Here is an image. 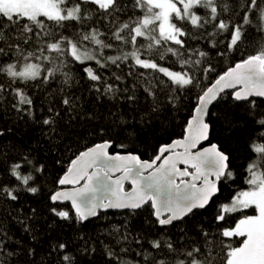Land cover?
<instances>
[{"label": "trees", "instance_id": "trees-1", "mask_svg": "<svg viewBox=\"0 0 264 264\" xmlns=\"http://www.w3.org/2000/svg\"><path fill=\"white\" fill-rule=\"evenodd\" d=\"M230 2L236 4L237 0ZM242 3L244 0H239V4ZM239 4L238 11L241 10ZM198 14L203 16L204 10L200 9ZM137 15H142L139 9L133 18ZM221 18L227 21L228 14ZM128 19L127 15H121L118 22L110 24V17L90 12L83 29L76 22L66 29L55 28L57 33L63 32L66 36L77 38L82 32L95 28L101 33L100 38L105 43H112L113 47L101 49L92 43L84 44L88 51L102 56V62L107 65L104 68H100L94 60L81 65L71 56L53 54L51 62H42V74L62 64L64 66L49 81L41 79L27 84H13V87H23L32 99L31 114L14 109L13 95L0 90V226L11 238L7 241L8 251L16 252L15 256L9 258V264H66L62 261L63 255L72 257L71 264H151L149 253L157 260L164 259L166 264H177L180 260L188 264L185 253L193 247L202 249L198 259L203 260L210 254L214 264H220L227 246L239 247L245 239L224 238L220 233L225 228H234L243 217L255 216L254 205L240 207L236 212L226 214L222 221H218L216 216L220 214L221 205L249 188L246 183L247 166L253 161L261 163L251 149L254 141L264 143L256 139L261 131L256 121L264 117V98L260 97L250 98L255 100L256 106L253 108L233 100L232 92L228 91L208 112L209 144H216L229 155L233 175L218 181V193L207 207L194 209L181 221L161 226L152 214L151 205L146 204L136 210L98 211L97 216L78 222L69 203L51 201V194L59 188L58 180L73 158L95 144L110 140L111 146L107 151L112 154L126 151L136 153L141 159L151 160L160 146L181 138L201 92L229 67L255 54L259 50L260 37L264 34L257 28L258 18L253 17V23L245 28L248 38L238 48L228 50L227 32H220L211 24L201 29L188 25L185 29L188 35L183 37L186 47L180 49L181 56L178 58L167 53L166 59L160 61L161 66L179 72L187 71L196 78L194 85L178 88L162 73L139 68L130 61H118L117 67L106 59L133 50L130 45L125 46L112 38L115 26ZM236 19L233 16V22ZM3 23L0 20V24ZM46 24L50 25L51 22ZM18 31L19 28L15 26L11 32L4 30L5 37L16 38ZM140 41L147 43L144 38H140ZM0 47H5L7 51L3 38H0ZM201 52L205 53L203 57L200 56ZM9 56H0V65L15 62L16 53ZM181 60L192 63L182 65ZM197 60L199 64L194 63ZM86 67L93 68L101 76V81H90L84 71ZM64 72L72 77L68 85L64 84ZM0 83L7 88L9 80L0 74ZM108 84L115 91L105 94L103 89ZM146 89H151L155 95H149ZM68 95L74 100L71 110L62 103ZM49 117L54 123L44 125L42 121ZM17 163L21 164V175L32 176L27 185L11 174L12 166ZM36 168L42 170L35 171ZM29 187L38 190L31 193L27 191ZM124 187L128 189L129 185L125 184ZM2 189H11L18 199L11 200ZM53 208L69 212L71 218L64 220L55 216ZM156 239L172 241L177 252L168 256L162 253L157 255L149 243ZM59 243H65L67 250H55L54 246ZM109 249L116 255L109 257ZM29 250L31 255L28 254ZM145 256H148L147 260Z\"/></svg>", "mask_w": 264, "mask_h": 264}, {"label": "snow or ice", "instance_id": "snow-or-ice-1", "mask_svg": "<svg viewBox=\"0 0 264 264\" xmlns=\"http://www.w3.org/2000/svg\"><path fill=\"white\" fill-rule=\"evenodd\" d=\"M237 4L239 0L236 4L231 3L230 0H0V20L4 21L0 24V38H3L7 48L6 51L5 47H0V56L16 53L15 62L0 65V74L5 75L9 80L7 88L0 83V90L13 95L14 109L31 114L32 99L23 87L12 85L17 82L27 84L29 81L41 79L44 82L49 81L64 66L62 64L61 67L49 69L46 74H42L41 69L44 67L42 62H51L54 58L53 54L71 56L73 61L81 65L85 61L94 60L100 68L106 67L107 65L102 62V56H97L84 47L85 42L99 46L101 49L113 47L112 43H105L100 38L101 33L97 29L92 28L91 31L82 32L79 38L66 36L63 32L57 33L54 30L66 29L72 22L78 23L83 29L86 27L85 21L88 20L90 12L110 17V24L118 22L121 15L129 17L127 21L115 26L112 38L125 46L130 45L133 50L121 56L107 57L106 59L113 65L119 67L118 61H130L139 68L162 73L178 88L194 85L196 78L189 72L172 71L168 67L161 66L160 61L166 59L167 53L178 58L181 56L180 49L186 47L183 37L188 35L185 31L188 25L194 29H201L211 24L214 29L227 32L228 50L238 48L248 38L245 28L253 23V17L258 18L257 28L264 33V0H244V3L239 4L241 9L239 11ZM88 5L91 7H87ZM137 9L142 15L133 18ZM200 9L204 10L203 16L198 14ZM225 13L228 14L227 21L221 18ZM233 16L237 18L235 22L232 20ZM14 26L19 28L16 38L5 37L4 30L11 32ZM140 38H144L147 43H141ZM34 39L35 44H33ZM28 48L33 50H27ZM204 55L205 53H200L201 57ZM181 63L187 65L192 61L181 60ZM194 63L199 64V61ZM84 71L90 81H101V76L93 68L86 67ZM63 75L64 84H70L72 77L67 72ZM116 79L120 78L116 77ZM229 88L233 89L231 94L233 100L249 104L253 108L256 106L255 100L250 97H264V34L260 37L259 50L255 51V54L249 55L235 67L230 68L212 87L198 97L197 115L188 122L187 135L182 140L160 146L157 155L151 161L141 160L138 155L132 153L109 155L107 150L111 146V141L98 143L87 151L80 152L71 161V166L58 180V184L72 185V187L55 191L50 196L51 201H71L78 222L97 216V209L136 210L150 204L156 222L161 226H168L181 221L193 213L194 209H204L218 191L217 181L221 178H231L233 173L230 170L229 155L221 151L216 144L202 151L193 150L200 141L208 139L210 126L204 120L208 105ZM103 91L108 94L115 90L111 84H108ZM146 91L149 95H155L151 89ZM129 99L133 98L129 97ZM62 103L70 110L74 106V100L70 95L65 96ZM21 105L28 107L23 108ZM49 111L51 112L52 109L50 108ZM56 115L59 116V113ZM42 123L52 125L54 121L49 117ZM256 123L261 128L256 139L264 141V117ZM177 146L182 147L183 151H174ZM251 149L257 154L261 163L253 161L247 166L246 183L249 185V190L238 193L231 205H221L220 214L216 219L222 221L226 214L236 212L240 207L248 208L252 205L255 206L258 214L246 216L239 220L234 228L222 230L220 235L224 238L245 237V239L239 247L228 245L226 255L220 264H264V170H262L264 143L254 141ZM178 164H183L185 167L179 168ZM20 168L21 164H14L11 174L27 185L32 176L21 175ZM41 170L42 168L35 169V171ZM114 172L121 174L113 178ZM125 181L131 182L130 191L125 190ZM37 190L35 187L27 189L31 193H36ZM2 191L11 200L18 199L11 189H2ZM52 212L64 220L71 218L67 211L53 208ZM205 236L207 237V234ZM10 239L7 231L0 226V264H9V258L16 255L15 251H8L7 241ZM149 243L157 255L162 253L168 256L177 252V247L170 240L156 239ZM54 248L58 251H66L67 245L59 243ZM28 254H32L30 250ZM107 254L109 257L116 255L111 249ZM185 255L188 264H214L210 254L203 260L197 258L202 255V249L199 247L191 248ZM148 256H151V264H166L164 259L157 260L151 253ZM148 256H145L146 260ZM71 260L70 255L62 257V261L66 264H71ZM177 264H185V261L180 260Z\"/></svg>", "mask_w": 264, "mask_h": 264}, {"label": "water", "instance_id": "water-1", "mask_svg": "<svg viewBox=\"0 0 264 264\" xmlns=\"http://www.w3.org/2000/svg\"><path fill=\"white\" fill-rule=\"evenodd\" d=\"M237 64V63H236ZM235 64V65H236ZM235 65H233V66H231V67H229L224 73H222L220 76H222V75H224L230 68H233V67H235ZM220 76H218L215 80H213L212 81V83H210L209 85H208V87L204 90V91H206L208 88H210V87H212L213 86V84H215V82H216V80L220 77ZM240 86L238 85L237 86V88H239ZM203 91V92H204ZM232 92L233 91V89H225L224 90V92L222 93V94H224V93H226V92ZM203 92H201L202 94H203ZM201 94V95H202ZM221 94V95H222ZM220 95V96H221ZM219 96V97H220ZM219 97H218V99H219ZM251 98V97H250ZM253 98H256V97H253ZM260 98H264V97H260ZM217 99V100H218ZM217 100H215V101H213V103L212 104H210V105H208V110H207V113L204 115V120H205V122L207 123V120H206V118H207V115H208V112L210 111V109L212 108V106L217 102ZM198 105H199V100H197V104H196V106L194 107V109H193V113L191 114L192 116L190 117V119H189V121L190 120H192V118L194 117V116H196L197 115V113H196V108L198 107ZM188 121V122H189ZM186 126V128H185V132H184V135L181 137V138H178V139H175V140H182L184 137H185V135H187V127H188V124L187 125H185ZM175 140H173V141H175ZM173 141H171L169 144H167V145H170V144H172V142ZM96 145V144H95ZM212 144L210 143L209 144V135H208V139L207 140H202V141H200V143L197 145V148L196 149H194L193 151H195V150H203L204 148H209L210 146H211ZM94 146V145H93ZM93 146H91V147H93ZM91 147H89V148H91ZM88 149V148H87ZM87 149H85V150H83L82 152H84V151H87ZM174 151H178V152H182L183 151V148L182 147H179V146H177L176 148H174ZM108 153H109V155H116V154H112V153H110L109 151H108ZM128 153H132V152H123V153H118V154H120V155H126V154H128ZM132 154H135V155H137L136 153H132ZM79 155V154H78ZM77 155V156H78ZM76 156V157H77ZM76 157H74L73 159H75ZM141 159V158H140ZM153 159V158H152ZM151 159V160H152ZM141 160H148V159H141ZM151 160H149V161H151ZM159 163V162H158ZM71 166V162H70V164H69V166H68V168ZM177 167H179V168H184L185 167V165H183V164H178L177 165ZM68 168H67V170H68ZM67 170L62 174V176H64L65 175V173L67 172ZM91 171V170H90ZM121 173H116V172H114V173H112V176H113V178H116V176H118V175H120ZM61 176V177H62ZM187 179H190V178H187ZM214 179V178H213ZM178 182V181H177ZM199 183V182H198ZM125 184H128L129 185V188L128 189H125L126 191H130L131 190V187H132V185H131V182L130 181H125L124 182V186H125ZM59 185V184H58ZM72 187V185H64V186H61V185H59V188L57 189V190H63V189H70ZM125 188V187H124ZM217 189H218V181H217ZM56 190V191H57ZM218 193V191L213 195V197L216 195ZM212 200V198L210 199V201ZM61 202H67V203H69L70 204V206L72 207V204H71V201H61ZM210 203V202H209ZM209 205V204H208ZM207 205V206H208ZM206 206V207H207ZM125 209H127V208H124V209H117V208H108V209H97V212L98 211H105V210H125ZM74 210V209H73ZM128 210H133V209H128ZM75 211V210H74ZM91 218H93V217H90V218H88V219H91ZM87 221V220H86Z\"/></svg>", "mask_w": 264, "mask_h": 264}, {"label": "rangeland", "instance_id": "rangeland-1", "mask_svg": "<svg viewBox=\"0 0 264 264\" xmlns=\"http://www.w3.org/2000/svg\"><path fill=\"white\" fill-rule=\"evenodd\" d=\"M171 70V69H170ZM172 71H174V70H172ZM176 72H179V71H176ZM247 190H249V188L248 189H244V190H242V191H247ZM242 191H240V192H242ZM240 192H238V193H240ZM237 193V194H238ZM237 194H235L232 198H231V200L230 201H228L227 203H225V204H229V205H231V202H232V200H233V198L235 197V196H237ZM255 207V206H254ZM258 213H257V210H256V215H257ZM243 218H245V217H243ZM242 218V219H243Z\"/></svg>", "mask_w": 264, "mask_h": 264}]
</instances>
